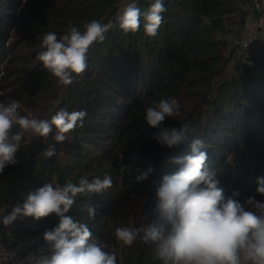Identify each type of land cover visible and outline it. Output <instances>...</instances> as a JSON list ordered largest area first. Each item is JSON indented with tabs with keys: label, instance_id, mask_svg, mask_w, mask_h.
<instances>
[{
	"label": "trees",
	"instance_id": "1",
	"mask_svg": "<svg viewBox=\"0 0 264 264\" xmlns=\"http://www.w3.org/2000/svg\"><path fill=\"white\" fill-rule=\"evenodd\" d=\"M126 1L0 0V102L14 98L22 115L40 119L60 109L87 112L65 141L54 140V129L47 139H34L26 158L17 151L18 163L0 173V219L46 183L62 187L107 175L111 188L77 196L66 215L87 224L92 238L116 253L117 264H163L154 258V245L137 240L121 246L114 232L157 219L156 191L164 175L178 170L171 158L188 155L193 139L202 141L225 198L235 192L241 203L250 196L264 200L256 193L257 178L264 177V42L242 51L223 39L263 13L250 8L252 0H163V22L148 37L143 23L125 34L118 18L127 4L144 11L153 0ZM92 20L113 27L90 47L87 69L71 85L58 84L37 59L43 36L54 32L59 39L70 24L83 31ZM168 98L177 99L180 108L161 127L190 122L192 128L173 148L152 139L159 129L144 120L147 107ZM49 145L56 154L46 158ZM149 167L147 178L137 182ZM87 206L96 207L94 218ZM33 222L22 231L39 238L29 249L44 241L59 218L52 214Z\"/></svg>",
	"mask_w": 264,
	"mask_h": 264
},
{
	"label": "clouds",
	"instance_id": "2",
	"mask_svg": "<svg viewBox=\"0 0 264 264\" xmlns=\"http://www.w3.org/2000/svg\"><path fill=\"white\" fill-rule=\"evenodd\" d=\"M166 11L163 0H153L144 11L135 2L129 3L119 15V29L125 34L135 33L143 23L144 34L154 37ZM112 27L92 20L84 23L83 31L70 24L59 39L56 33L48 32L42 38L44 50L37 59L58 84L71 85L74 77L87 69L90 47L103 42ZM21 107L14 98L0 102V173L6 166L18 163L16 153L25 133L31 134L29 140L46 139L55 129L54 140L63 142L66 134L87 116L86 111L60 109L50 119H40L31 113L22 115ZM179 108L177 99L168 98L145 109L146 125L159 129L152 139L166 148L182 143L192 131L190 122L179 128L161 127L166 117L177 115ZM202 147V141L195 138L188 155L171 158L170 162L179 167L163 176L156 191L157 219L146 227H117L115 239L121 246H131L137 240L154 245V258L163 264H264V200L250 196L241 203L234 198L238 195L235 192L225 198ZM55 154L54 145L43 152L46 158ZM151 171V167L147 168L136 176V181L146 179ZM256 184V193L264 197V177L257 178ZM111 187V177L106 175L91 181L81 177L78 184L69 182L62 187L46 183L29 193L23 204H17L0 223L7 226L18 217L39 220L52 214L59 223L43 235L48 253L37 250L21 264H117L116 253L107 251L108 245L102 240L92 238L87 224L66 215L77 196L98 194ZM87 213L94 218L96 207L87 206Z\"/></svg>",
	"mask_w": 264,
	"mask_h": 264
},
{
	"label": "rangeland",
	"instance_id": "3",
	"mask_svg": "<svg viewBox=\"0 0 264 264\" xmlns=\"http://www.w3.org/2000/svg\"><path fill=\"white\" fill-rule=\"evenodd\" d=\"M124 2L127 3L126 0H124ZM247 27H250V25ZM247 27L246 25L243 27L246 32L248 31ZM261 41L264 42V35ZM28 114L29 113H26L24 115ZM30 135V133H25L24 140L21 142L22 146L19 154L21 159L28 156L32 142L35 139V137H33L29 140ZM20 219L22 220L21 224L17 225L18 223L15 220L10 225H4L3 228L0 229V264H7L8 261L13 259L19 253L28 250V248L31 245H34L39 239L22 233L25 227L33 225V219L31 217H21Z\"/></svg>",
	"mask_w": 264,
	"mask_h": 264
},
{
	"label": "built area",
	"instance_id": "4",
	"mask_svg": "<svg viewBox=\"0 0 264 264\" xmlns=\"http://www.w3.org/2000/svg\"><path fill=\"white\" fill-rule=\"evenodd\" d=\"M250 8L261 9L263 15L255 21L252 28L247 32L244 29L240 33L232 34L227 33L223 36V39L232 46L238 47L242 51H252L257 49L261 44V39L264 35V0H252ZM49 245L42 241L37 246L28 248V250L19 253L13 259L8 261L7 264H21L27 256L30 254H36L37 250L42 249L46 254Z\"/></svg>",
	"mask_w": 264,
	"mask_h": 264
},
{
	"label": "crops",
	"instance_id": "5",
	"mask_svg": "<svg viewBox=\"0 0 264 264\" xmlns=\"http://www.w3.org/2000/svg\"><path fill=\"white\" fill-rule=\"evenodd\" d=\"M256 20H248L246 23V27L250 25V27H247L248 30L251 29V27L253 26V24L255 23Z\"/></svg>",
	"mask_w": 264,
	"mask_h": 264
},
{
	"label": "water",
	"instance_id": "6",
	"mask_svg": "<svg viewBox=\"0 0 264 264\" xmlns=\"http://www.w3.org/2000/svg\"><path fill=\"white\" fill-rule=\"evenodd\" d=\"M250 194H248L247 196H249Z\"/></svg>",
	"mask_w": 264,
	"mask_h": 264
}]
</instances>
